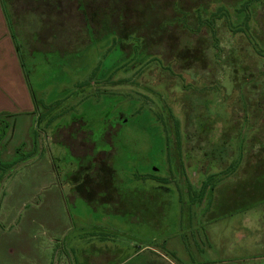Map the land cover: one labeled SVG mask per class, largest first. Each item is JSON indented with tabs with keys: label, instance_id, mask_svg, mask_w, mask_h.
I'll list each match as a JSON object with an SVG mask.
<instances>
[{
	"label": "rangeland",
	"instance_id": "rangeland-1",
	"mask_svg": "<svg viewBox=\"0 0 264 264\" xmlns=\"http://www.w3.org/2000/svg\"><path fill=\"white\" fill-rule=\"evenodd\" d=\"M0 2V49L14 34L21 52L0 114L6 230L51 203L62 232L35 228L43 264L85 240L93 264H264V0ZM85 174L102 185L90 204Z\"/></svg>",
	"mask_w": 264,
	"mask_h": 264
},
{
	"label": "crops",
	"instance_id": "crops-1",
	"mask_svg": "<svg viewBox=\"0 0 264 264\" xmlns=\"http://www.w3.org/2000/svg\"><path fill=\"white\" fill-rule=\"evenodd\" d=\"M1 5V2H0ZM1 19V15H0ZM6 46L8 51L5 52L4 49H0V76L3 75V79H0V114L2 113H14L15 111L11 108L12 102V95L13 91L9 88L10 85H7L5 81L4 75L10 76V67L14 68V71H17V67L19 64V58L17 51L14 46V42L12 40H6ZM14 46V48L12 47ZM6 56H5V55ZM16 54V56L14 55ZM12 57V61L7 64V58ZM21 66V65H20ZM7 69L6 72H4ZM4 72V74H2ZM25 90V89H24ZM27 93V92H26ZM24 97V93H23ZM25 100V97H24ZM33 105H30L27 102V106L25 107V102L23 103L24 107L21 112L23 113H30L31 111H35V106L32 101ZM32 117H29L30 121ZM84 199V198H83ZM85 200V199H84ZM90 204V201H87ZM20 206L25 205L26 201L19 200ZM56 203V201L54 202ZM52 204H49L48 210L44 213L41 217L40 215H32L29 218L28 225H27V232L24 230H19L20 232L12 235L11 231L6 230L4 225H6V220L0 218V264H43L42 260V241L41 237L38 232H36V227L41 225V223H45L48 225L52 231H54V235H58V233L62 232L59 226L55 222V218L52 215ZM8 219V218H6ZM43 221V222H42ZM9 225V224H7ZM86 241V240H85ZM83 241L81 244H77L78 248H80V252L78 255L75 254V248L69 250L70 255L67 257L68 264H93L92 262V254L96 256L94 259L100 257V250L99 248L101 245L93 247L92 242L88 243L89 241ZM91 250V251H90ZM76 256H75V255ZM81 254V256H80ZM79 256V257H77ZM86 261V262H85ZM51 260L48 258L46 264H49ZM58 260H53L52 264H60ZM65 262H63L64 264ZM109 264H133V257L124 261V262H109Z\"/></svg>",
	"mask_w": 264,
	"mask_h": 264
},
{
	"label": "trees",
	"instance_id": "trees-1",
	"mask_svg": "<svg viewBox=\"0 0 264 264\" xmlns=\"http://www.w3.org/2000/svg\"><path fill=\"white\" fill-rule=\"evenodd\" d=\"M11 1V0H10ZM6 11V10H5ZM81 17L83 16V19L85 18V14H79ZM109 18V20H108V22H107V24H109V21L111 20V18L110 17H108ZM104 20H106V16H104L103 15V17L101 18V20L99 21V23H101L102 21H104ZM202 22V23H201ZM201 22H200V26L198 27V31H202V30H204V29H206V28H209V30H211V26L210 25H207L206 23H205V21H203V20H201ZM239 22H241V20H240V18H238V20H237V23H239ZM236 23V22H235ZM112 29V28H111ZM113 29H117L116 27L115 28H113ZM124 30L126 29V26H124V28H123ZM207 30V29H206ZM208 31V30H207ZM13 34V33H12ZM130 35V34H129ZM129 35H128V37H129ZM13 36V40L14 41H16V36H14V34L12 35ZM128 37H126V38H128ZM163 45H168V42H166V43H162V44H156V45H150V47H143L144 49H146V50H148V53H151V50H153V49H162V46ZM151 49V50H150ZM16 51H17V53L19 54V56L21 57V52H20V48H19V46L16 44ZM144 53H146L147 51H143ZM143 52L141 51V54H143ZM152 54V53H151ZM162 58H164V57H162ZM165 59V58H164ZM169 61H174V64H176V66L174 67L176 70L178 69V70H181L180 68H179V65H181L182 63H184V60L183 59H180L179 57H177L176 55L174 56V58H172V59H169ZM183 61V62H182ZM147 64L148 63H146L145 65H144V67L145 66H147ZM144 67H142L141 69H138V71L136 72V74H140L142 71H143V68ZM135 70V69H134ZM177 70V71H178ZM183 70H185L186 71V69H185V67L183 68ZM139 72V73H138ZM127 73H129V72H127ZM170 117H171V119L173 118V114H172V110H171V112H170ZM170 119V118H169ZM165 125V124H164ZM178 125V124H177ZM171 126L172 125H170L169 126V128H168V126H167V124H166V126H164L165 127V129H166V131L168 132V133H170V132H172V131H170V128H171ZM176 129L178 130L177 131V135L179 134V127L178 126H176ZM212 131V130H211ZM211 131H209L208 132V140H209V142L211 143V144H213V145H217V144H215V143H213L212 142V140L210 139V134H211ZM207 186H204L203 187V189L204 190H207ZM214 187H212V189H213ZM204 196V195H203ZM203 196H201V198H203Z\"/></svg>",
	"mask_w": 264,
	"mask_h": 264
},
{
	"label": "clouds",
	"instance_id": "clouds-1",
	"mask_svg": "<svg viewBox=\"0 0 264 264\" xmlns=\"http://www.w3.org/2000/svg\"><path fill=\"white\" fill-rule=\"evenodd\" d=\"M235 41L231 38V34L228 32L222 33V38L220 40V46L225 49H231L234 45ZM229 73H231V70L229 69ZM221 86L226 90V94L231 95L233 88H234V82L231 79H225L221 81Z\"/></svg>",
	"mask_w": 264,
	"mask_h": 264
},
{
	"label": "flooded vegetation",
	"instance_id": "flooded-vegetation-1",
	"mask_svg": "<svg viewBox=\"0 0 264 264\" xmlns=\"http://www.w3.org/2000/svg\"><path fill=\"white\" fill-rule=\"evenodd\" d=\"M87 178V179H86ZM81 186V192H83V198L86 200V201H91V200H93L92 198H91V196H92V190L93 189H95V188H100L102 185H99V184H95V185H93V186H91L90 185V183H89V177L85 174V175H83V177H82V181H81V184H80ZM87 186H89V187H92L91 188V191H90V189H87L88 187ZM72 189H74V191H78L77 189H78V186H75V187H72ZM82 189H84V190H82Z\"/></svg>",
	"mask_w": 264,
	"mask_h": 264
}]
</instances>
